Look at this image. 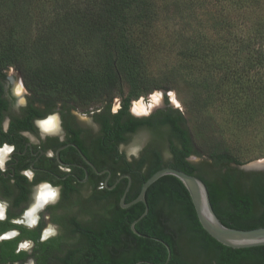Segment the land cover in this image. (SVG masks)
<instances>
[{"label":"trees","instance_id":"16d2710c","mask_svg":"<svg viewBox=\"0 0 264 264\" xmlns=\"http://www.w3.org/2000/svg\"><path fill=\"white\" fill-rule=\"evenodd\" d=\"M221 1L233 11L220 22L221 33L187 49L188 65L200 76L193 104L203 110L217 96L222 108L246 123L264 114V0ZM154 15L149 0H0V72L18 70L26 88L42 101L83 111L107 109L102 122L109 154L123 161L120 173L132 178L126 203L137 198L154 173L171 167L205 182L226 227H264V172L240 170L243 163L230 153H212L200 165L190 161L199 153L180 109L161 111L154 121L131 115L133 100L172 90V80L158 86L144 76L160 51L159 37L147 27ZM134 25L146 30L135 36ZM116 95L122 107L111 114ZM142 127L152 129L154 148L128 161L116 147ZM127 185L124 179V191ZM146 201L149 211L135 226L146 237L131 229L145 205L115 206L108 223V253L93 264H165L168 250L159 240L171 248L167 264H264V247L232 249L213 239L179 179L162 177L148 189Z\"/></svg>","mask_w":264,"mask_h":264},{"label":"flooded vegetation","instance_id":"af4514ba","mask_svg":"<svg viewBox=\"0 0 264 264\" xmlns=\"http://www.w3.org/2000/svg\"><path fill=\"white\" fill-rule=\"evenodd\" d=\"M163 99L160 106L153 105L144 115L132 113L131 108L130 113L154 121L162 117L158 114L161 111L178 109L168 97ZM118 103L117 109L111 106V114L121 109V101ZM51 113L61 119L62 136L42 138L35 121ZM107 115L103 107L83 111L42 101L26 88L18 70L9 67L0 72V148H14L0 170V202H7L5 217L0 220V236L12 230L18 232L15 237L0 239V264H93L94 258L104 259L107 255L109 217L121 203L123 195L119 194L127 179L122 177L128 175L120 173L123 161L109 154L102 122ZM140 131L147 133V139L129 156L122 147ZM154 139L152 129L142 127L116 149L132 161L147 148L153 149ZM28 170L33 173L31 179L23 174ZM42 182L58 186L59 199L38 213L35 227H28L26 211L33 203L35 186ZM50 229L56 235L44 239V232ZM24 242H31L30 249L18 252L19 244Z\"/></svg>","mask_w":264,"mask_h":264},{"label":"rangeland","instance_id":"374dc122","mask_svg":"<svg viewBox=\"0 0 264 264\" xmlns=\"http://www.w3.org/2000/svg\"><path fill=\"white\" fill-rule=\"evenodd\" d=\"M153 3L155 19L147 26L159 37L160 51L155 53L150 65L145 68L144 76L158 86L172 80L170 91L155 90L148 96L132 101L131 112L136 113L138 104L147 106V112L153 105L160 106L163 97H168L184 114L190 128L199 156L192 162L200 165L209 160L212 153H230L246 165L264 159V114L256 115L246 123L239 121L227 108L221 107L217 96L206 102L203 110L194 107V86L200 80L196 71H192L187 62V52L196 47L197 40L215 39L220 22L224 17L233 16L231 5L221 0H149ZM39 19V18H38ZM145 26H133L131 31L140 36ZM188 49V50H187ZM160 81V82H158ZM166 85V83L164 84ZM129 85L125 86L127 95ZM158 97L153 100V97ZM116 95L113 100L117 109ZM152 101V102H151ZM99 106L93 109H98ZM145 112V113H147ZM141 115H144L142 113ZM147 133L140 131L128 145L122 147L131 155L139 143L147 139ZM167 158V154H166Z\"/></svg>","mask_w":264,"mask_h":264},{"label":"water","instance_id":"95a60500","mask_svg":"<svg viewBox=\"0 0 264 264\" xmlns=\"http://www.w3.org/2000/svg\"><path fill=\"white\" fill-rule=\"evenodd\" d=\"M172 106L174 108H177L174 104H172ZM239 168L244 172H264V159L254 161L246 165H241L239 166ZM165 176H173L183 183L191 197L200 224L202 225L203 229L217 242L232 249L264 247V227L250 230H239L226 227L220 221L213 209L210 193L205 182L197 176L190 175L186 172L171 167L163 168L154 173L147 181L143 183L141 191L137 198L129 203H126V197L132 185V178L129 175H125L122 177L128 179V185L121 199V207L126 209L138 203H143L145 205L143 214L131 225V229L136 235L140 237H146L143 234L139 233L136 230L135 226L147 215L149 211V207L146 201V193L148 189L155 182ZM159 241L164 244L168 250V259L165 263L167 264L172 256L171 248L163 240Z\"/></svg>","mask_w":264,"mask_h":264},{"label":"clouds","instance_id":"9594fccd","mask_svg":"<svg viewBox=\"0 0 264 264\" xmlns=\"http://www.w3.org/2000/svg\"><path fill=\"white\" fill-rule=\"evenodd\" d=\"M158 97H153V100H157ZM23 103V101H21ZM35 125L38 128L41 137L46 138L48 136L61 137L63 133L62 122L57 113H51L42 120L35 121ZM14 150L13 147L4 146L0 148V170L4 169L6 158ZM51 155V153H50ZM138 158V154H137ZM27 178L31 179L33 173L28 170L23 173ZM59 199V188L53 186L49 182H42L40 185H36L33 190L32 200L33 203L30 205V210L26 211V220L28 227H35L38 223V213L43 210L49 203H56ZM7 208V202H0V220L5 217V210ZM18 235V232L12 230L10 234L0 236V239H9ZM56 235L54 230L45 231L43 238L47 239L49 236ZM31 247V242L20 243L17 251L28 250Z\"/></svg>","mask_w":264,"mask_h":264},{"label":"bare ground","instance_id":"6f19581e","mask_svg":"<svg viewBox=\"0 0 264 264\" xmlns=\"http://www.w3.org/2000/svg\"><path fill=\"white\" fill-rule=\"evenodd\" d=\"M146 111H147V106H145L144 104H138L136 113H143Z\"/></svg>","mask_w":264,"mask_h":264}]
</instances>
